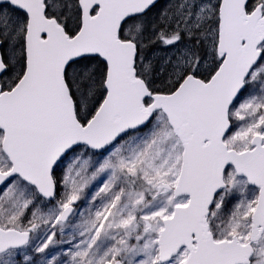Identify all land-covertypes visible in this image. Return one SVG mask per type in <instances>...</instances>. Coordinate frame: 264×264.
<instances>
[{
  "label": "snow or ice",
  "instance_id": "obj_1",
  "mask_svg": "<svg viewBox=\"0 0 264 264\" xmlns=\"http://www.w3.org/2000/svg\"><path fill=\"white\" fill-rule=\"evenodd\" d=\"M0 264H264V0H0Z\"/></svg>",
  "mask_w": 264,
  "mask_h": 264
}]
</instances>
